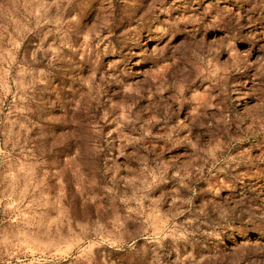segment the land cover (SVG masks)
<instances>
[{
    "label": "rangeland",
    "instance_id": "374dc122",
    "mask_svg": "<svg viewBox=\"0 0 264 264\" xmlns=\"http://www.w3.org/2000/svg\"><path fill=\"white\" fill-rule=\"evenodd\" d=\"M263 101L264 0H0V264H264Z\"/></svg>",
    "mask_w": 264,
    "mask_h": 264
},
{
    "label": "bare ground",
    "instance_id": "6f19581e",
    "mask_svg": "<svg viewBox=\"0 0 264 264\" xmlns=\"http://www.w3.org/2000/svg\"><path fill=\"white\" fill-rule=\"evenodd\" d=\"M245 75V74H244ZM263 104H264V101H263ZM261 106H262V104H261ZM264 106V105H263ZM261 114V113H260ZM262 114H264V111L262 112ZM251 117L250 116H248L247 117V119H250ZM216 124H214L213 126H212V128L214 129V130H216ZM218 128V127H217Z\"/></svg>",
    "mask_w": 264,
    "mask_h": 264
}]
</instances>
